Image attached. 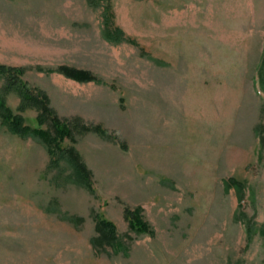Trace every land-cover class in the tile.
Returning a JSON list of instances; mask_svg holds the SVG:
<instances>
[{
	"label": "rangeland",
	"instance_id": "obj_1",
	"mask_svg": "<svg viewBox=\"0 0 264 264\" xmlns=\"http://www.w3.org/2000/svg\"><path fill=\"white\" fill-rule=\"evenodd\" d=\"M99 3L0 0V64L106 135L76 127L60 143L91 171L86 188L0 122V264H264V0H109L138 46L105 39ZM5 81V105L38 126ZM137 206L151 233L131 227ZM94 214L125 250L92 246Z\"/></svg>",
	"mask_w": 264,
	"mask_h": 264
},
{
	"label": "trees",
	"instance_id": "obj_2",
	"mask_svg": "<svg viewBox=\"0 0 264 264\" xmlns=\"http://www.w3.org/2000/svg\"><path fill=\"white\" fill-rule=\"evenodd\" d=\"M100 1L101 0H86L91 6H98ZM102 1H105L102 14V32L105 39L112 43L128 42L138 46L135 39L126 36L122 29L112 24L109 0ZM139 50L140 52H143L141 47ZM55 70L61 72L66 77L77 81L102 82L100 78L91 74L87 70L66 66H60ZM21 73V68L7 67L0 64V74H4L6 79L5 86L16 91L20 95L21 102L18 106L19 111H22L27 105L36 106L39 109L37 114V122L39 125L34 127L26 124L20 113H13L11 109L5 105L3 97L0 95L1 124H3L10 132L17 134L20 137L37 139L45 146L50 156V167H59V162L61 160L65 161L71 170L68 177H70L75 183L90 188L91 171L81 161L78 152L73 146L62 147L60 143L65 138H72V130L76 127H78V132L80 133L94 131L99 135L106 137L104 129H102L99 124L83 125L78 119H75V121L72 122V125H70L67 120L59 118L52 108L48 106V99L43 93L37 92L32 94L28 91L26 83L20 78ZM262 81L264 82V75H262ZM124 213L129 217L131 227H134L138 233H151V231L147 229V223L143 221L140 215L139 206L132 210L126 208L124 209ZM93 218L96 235L93 236L90 241L94 248L105 249L106 247H110L113 252L126 249L119 240L115 225L111 221L99 218L97 214H94ZM68 219H71V221L75 223L81 221V218L77 216Z\"/></svg>",
	"mask_w": 264,
	"mask_h": 264
}]
</instances>
